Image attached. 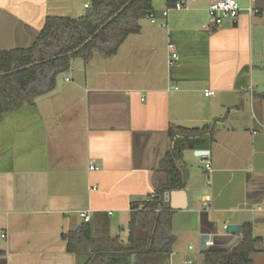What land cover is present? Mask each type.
<instances>
[{"label":"crops","instance_id":"0c3cea01","mask_svg":"<svg viewBox=\"0 0 264 264\" xmlns=\"http://www.w3.org/2000/svg\"><path fill=\"white\" fill-rule=\"evenodd\" d=\"M87 1L0 0V51L31 47L47 17L79 18ZM216 1L190 0L188 11L164 17L166 0H154L153 18L115 56L72 60L70 76L56 77L41 106L3 118L0 264H105L97 253L89 260L69 252L68 236L87 224L99 232L108 221L109 236L125 247L131 203L155 193L172 212L170 254H132L130 264H185L187 255L202 263L197 232L216 224L224 235L222 227L241 225L219 245L226 247L241 241L246 223L261 238L251 258L264 264V0H238L235 21L205 28ZM169 44L179 55L171 67ZM208 89L215 94L206 97ZM180 128H205L209 143L179 144L175 166L185 184L175 188L160 162L180 138L170 131Z\"/></svg>","mask_w":264,"mask_h":264},{"label":"trees","instance_id":"16d2710c","mask_svg":"<svg viewBox=\"0 0 264 264\" xmlns=\"http://www.w3.org/2000/svg\"><path fill=\"white\" fill-rule=\"evenodd\" d=\"M153 1L91 0L87 13L79 18L47 17L44 28L31 47L0 51V74H4L0 76V122L8 114L35 106L39 97L54 90L56 77L70 70L74 58L88 63L96 56H115L130 35L140 33V21L154 14ZM178 1L166 0V4L171 7ZM92 36V40L77 51ZM34 63L38 64L20 70ZM205 130L180 128L176 133L170 131L173 137L179 135L180 138L174 141L171 152L163 157L160 166L168 170L171 186L180 188L185 184L175 166L181 151L179 144L187 139L205 137L202 136ZM171 216L172 212L164 208L161 193H155L131 203L125 247L109 236V222L105 221L99 232L94 233L91 225L87 224L79 232L71 233L67 249L78 254L88 252L89 260L97 253L96 258H103L105 264H130L132 254L163 253L167 257L174 242L170 235ZM160 230L164 231L162 239L158 235ZM260 239L254 237L252 224L246 223L242 239L236 246L229 251L204 252L202 263L254 264L251 256L257 252Z\"/></svg>","mask_w":264,"mask_h":264},{"label":"built area","instance_id":"2783aa9c","mask_svg":"<svg viewBox=\"0 0 264 264\" xmlns=\"http://www.w3.org/2000/svg\"><path fill=\"white\" fill-rule=\"evenodd\" d=\"M190 0H179L174 6L167 7L165 11L163 12V16L167 17L170 11H188L190 9L189 6ZM194 1V0H191ZM249 2L255 3L256 0H249ZM91 6V0L84 3V7L86 9L90 8ZM241 7L238 2V0H218L216 2H213L208 7V23L205 25V28L208 29H215L223 25L227 20L235 21L241 12ZM249 13L252 14H258L259 10L257 8L249 7L247 8ZM154 15H150L148 18H153ZM162 26H167L166 23H163ZM169 49L172 50V54L168 58V65L171 67L173 66L178 60L179 55L176 51H174V46L172 44H169ZM215 94V91L208 89L205 90L204 95L206 97L213 96ZM208 157V156H205ZM209 163L207 162L206 166L209 167ZM92 170L96 169L94 165L90 167ZM206 204V203H205ZM161 211V209H158V212ZM81 217L84 219L85 222L90 221V216L82 212ZM3 235L2 237H4ZM206 246L211 247L213 246V242L211 239L206 240ZM192 249V247H191ZM185 264H195L191 259H187L185 261Z\"/></svg>","mask_w":264,"mask_h":264},{"label":"water","instance_id":"95a60500","mask_svg":"<svg viewBox=\"0 0 264 264\" xmlns=\"http://www.w3.org/2000/svg\"><path fill=\"white\" fill-rule=\"evenodd\" d=\"M123 9H121L114 17H112L109 20V22L111 20H113ZM236 24L237 23L234 22V25H236ZM96 34L97 33H95V35ZM94 36H92L88 40H86L83 43V45L79 49H77V51L80 50L81 48H83L86 44H88L92 40V38ZM36 64H38V63L30 64V65H28V66H26L24 68H21L20 70L30 68V67H32V66H34ZM3 75L4 74H0V76H3ZM263 88L264 87H259L258 91H260V92L264 91ZM183 142L191 144V146L189 148H195L194 144H197L199 142L209 143V138H207V137H199V138L187 139V140H185ZM207 154H208V151H206V150H200V151L196 152L197 156H204V155H207ZM171 197H172V192H167L165 194V204H166L165 207L168 208V209L171 208ZM211 230L212 231H204L203 229H201L199 232H197V234L200 236L201 252H203V253L207 252V251H229V250H231V248L238 243L239 237L235 238L233 243L231 245H229V246L223 247V246H219V245L221 243H223L230 236L241 234V225H239V224H229V225H226V226L222 227L221 230H222L224 235H220L219 234L220 228L216 224H214V226L212 225ZM211 236H212L213 246L207 247L206 246V240H209ZM195 264H203V263L199 262V263H195Z\"/></svg>","mask_w":264,"mask_h":264},{"label":"rangeland","instance_id":"374dc122","mask_svg":"<svg viewBox=\"0 0 264 264\" xmlns=\"http://www.w3.org/2000/svg\"><path fill=\"white\" fill-rule=\"evenodd\" d=\"M67 1H70V0H67ZM162 1L163 0H156V3H157V6H160V7H162L163 6V4H162ZM82 5V4H81ZM81 5H80V3L78 2V4L77 5H74V7H78V8H80L81 7ZM183 15V14H182ZM149 23V21L147 20V19H142L141 21H140V24H142V25H144V24H148ZM208 23V17H207V20H206V24ZM165 30V29H164ZM73 61L74 62H76V63H84L83 62V60L82 59H80V58H74L73 59ZM67 76H70V74L68 73V72H66V73H62L61 75H60V78H63V80H65V78L67 77ZM40 101H41V98H38L36 101H35V104H40V106H41V103H40ZM204 166V165H203ZM179 246L181 247V248H183L184 250H185V253L187 254L188 252H191L190 250H189V246H190V243H187L185 240H183L182 242H179ZM194 248V247H193ZM198 249V244H197V246L195 247V249H193L192 251H195V250H197ZM186 259H191L193 262H194V260H193V257L191 256V255H187L186 257H185V260Z\"/></svg>","mask_w":264,"mask_h":264}]
</instances>
